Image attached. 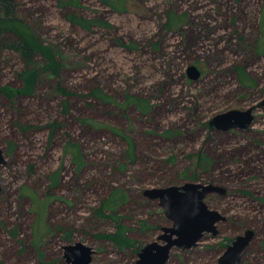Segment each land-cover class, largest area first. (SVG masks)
<instances>
[{"label":"rangeland","instance_id":"obj_1","mask_svg":"<svg viewBox=\"0 0 264 264\" xmlns=\"http://www.w3.org/2000/svg\"><path fill=\"white\" fill-rule=\"evenodd\" d=\"M16 1L61 67L39 56L33 92H0V264H70L64 247L76 242L93 249V263L136 264L172 225L146 189L190 181L225 189L205 202L227 221L215 238L174 247L166 264H218L245 229L255 234L237 264H264V0H124L122 11L100 0ZM71 12L111 26L86 29ZM23 67L18 52L0 49V87L21 86ZM233 109H252V122L210 125ZM115 191L119 204L100 212ZM120 225L131 243L106 236Z\"/></svg>","mask_w":264,"mask_h":264},{"label":"water","instance_id":"obj_2","mask_svg":"<svg viewBox=\"0 0 264 264\" xmlns=\"http://www.w3.org/2000/svg\"><path fill=\"white\" fill-rule=\"evenodd\" d=\"M188 73L191 78H197L200 70L196 65H190ZM259 105L264 106V99ZM252 120V109H233L214 116L210 125L222 129L246 127ZM4 162V151L0 147V164ZM211 192H225V189L213 183L197 181L186 182L180 186L146 189L147 196L160 200V205L166 209L172 225L163 227L158 240L149 243L140 251L136 264H165L174 247L190 249L198 244L205 232L215 234L216 223L223 219L224 215L219 210L210 208L205 202V197ZM254 234V230L249 229L239 235L222 255L221 264L241 261ZM64 250L70 264H100L92 262L94 251L82 242L66 245Z\"/></svg>","mask_w":264,"mask_h":264},{"label":"trees","instance_id":"obj_3","mask_svg":"<svg viewBox=\"0 0 264 264\" xmlns=\"http://www.w3.org/2000/svg\"><path fill=\"white\" fill-rule=\"evenodd\" d=\"M100 1L117 11L126 9V2L124 0ZM61 3L63 5L76 4V2L73 0L62 1ZM0 17V49L14 50L18 52L24 62V67L19 72V78L22 83L21 86L18 88L0 87V92H4L10 98H13L14 95L18 94H29L34 91L37 82V73L40 66L38 57L43 56L47 61L45 67L47 69H51L56 74L60 72V62L56 59L52 48L45 44L38 36L36 31L32 28V26L19 16L16 0H0ZM67 18L69 21L81 25L86 29L111 26V24L104 19L86 18L85 16L78 15L74 12L68 13ZM176 22L177 20H175V16L170 15L167 26L169 28H173ZM240 79L243 83L251 85L250 78L247 77L243 71L240 73ZM57 88L60 92L67 93V89L65 87L58 85ZM95 96L102 98L103 94L97 93ZM134 101L140 110L146 111L147 108H149L147 101L142 99H135ZM29 123L30 122L21 121L18 123V125L22 130L26 131L33 128V125ZM47 128H49L51 133L54 134L56 130L59 129V123L56 120H53L49 123ZM66 151L73 153L70 146H67ZM73 155L76 156V153ZM122 196L123 195L120 192L115 191L112 197L103 203L102 207L100 208V212L107 208L114 211V206L119 204ZM111 216L119 219L118 215L113 214ZM106 236L114 238L115 240L119 241V243H131V239L126 235L125 227L121 225L118 232Z\"/></svg>","mask_w":264,"mask_h":264},{"label":"flooded vegetation","instance_id":"obj_4","mask_svg":"<svg viewBox=\"0 0 264 264\" xmlns=\"http://www.w3.org/2000/svg\"><path fill=\"white\" fill-rule=\"evenodd\" d=\"M247 127V126H246ZM245 127V128H246ZM242 128V127H241ZM227 221V217L224 215V218L223 219H220L217 223H216V225H217V232L215 233V234H213L212 232H205L204 233V235H203V237H202V239H204V237L206 236L205 234L207 233V234H211V236L212 237H217L222 231H221V229L219 228V224L220 223H223V222H226ZM247 230H249V229H245L244 231H242L241 233H239L238 235H236L235 237H234V240L239 236V235H242V234H244ZM255 232V231H254ZM202 239L199 241V242H201L202 241ZM234 240L233 241H230L227 245H226V247H224V250H223V252H221L219 255H218V264H221V257H222V255L224 254V252L227 250V248L234 242ZM198 242V243H199ZM251 242V241H250ZM250 244V243H249ZM248 244V245H249ZM194 247V246H193ZM182 249H185V248H182ZM170 258V257H169ZM169 260V259H168ZM92 262H93V260H92ZM168 262V261H167ZM166 262V263H167ZM165 263V264H166ZM238 262H235L234 264H237Z\"/></svg>","mask_w":264,"mask_h":264}]
</instances>
